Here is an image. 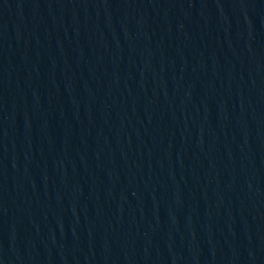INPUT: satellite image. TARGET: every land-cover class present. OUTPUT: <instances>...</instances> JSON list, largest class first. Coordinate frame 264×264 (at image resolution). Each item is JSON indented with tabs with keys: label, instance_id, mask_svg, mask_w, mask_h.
<instances>
[{
	"label": "water",
	"instance_id": "95a60500",
	"mask_svg": "<svg viewBox=\"0 0 264 264\" xmlns=\"http://www.w3.org/2000/svg\"><path fill=\"white\" fill-rule=\"evenodd\" d=\"M0 264H264V0H0Z\"/></svg>",
	"mask_w": 264,
	"mask_h": 264
}]
</instances>
